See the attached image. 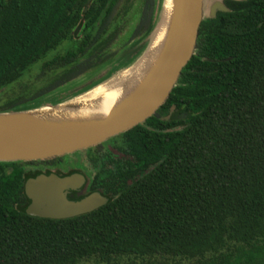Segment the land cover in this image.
I'll return each instance as SVG.
<instances>
[{
	"label": "trees",
	"instance_id": "obj_1",
	"mask_svg": "<svg viewBox=\"0 0 264 264\" xmlns=\"http://www.w3.org/2000/svg\"><path fill=\"white\" fill-rule=\"evenodd\" d=\"M120 1L0 0V92L39 71L0 112L71 99L133 63L155 0ZM223 3L156 114L98 145L104 152L84 150L91 171L81 168L76 198L97 191L104 205L29 216L26 180L68 155L0 162V264H264V0ZM107 67L68 98H47Z\"/></svg>",
	"mask_w": 264,
	"mask_h": 264
},
{
	"label": "water",
	"instance_id": "obj_2",
	"mask_svg": "<svg viewBox=\"0 0 264 264\" xmlns=\"http://www.w3.org/2000/svg\"><path fill=\"white\" fill-rule=\"evenodd\" d=\"M204 1L171 0L166 36L156 60L104 118L72 120L54 117L49 112L76 96L57 104L0 112V162L43 161L71 155L100 145L153 116L176 86L181 71L194 54L202 20L214 18L217 12L228 11L223 0H215L205 14ZM155 26L156 23L147 37L145 49L130 66L147 52ZM42 109L48 111L42 112ZM85 181L81 172L39 174L27 179L24 194L29 204L25 213L60 220L94 211L107 201L99 192L75 200L67 196L68 191L82 189Z\"/></svg>",
	"mask_w": 264,
	"mask_h": 264
},
{
	"label": "bare ground",
	"instance_id": "obj_3",
	"mask_svg": "<svg viewBox=\"0 0 264 264\" xmlns=\"http://www.w3.org/2000/svg\"><path fill=\"white\" fill-rule=\"evenodd\" d=\"M171 8V0H159L156 26L149 40L147 52L142 58L132 66L119 70L109 79L76 96L68 103L49 110L52 112V116L72 120L104 118L123 95L144 76L148 67L156 60L166 36ZM47 111V109H42V112Z\"/></svg>",
	"mask_w": 264,
	"mask_h": 264
},
{
	"label": "rangeland",
	"instance_id": "obj_4",
	"mask_svg": "<svg viewBox=\"0 0 264 264\" xmlns=\"http://www.w3.org/2000/svg\"><path fill=\"white\" fill-rule=\"evenodd\" d=\"M213 1H215V0H205V2H204L205 5H204V9H203L205 14H207L208 8L212 4ZM127 3H128V1H126V0H121L120 1V4H123V5L124 4L127 5ZM157 10H158V0H155V5H154V9H153V14L154 15L157 14ZM123 25L124 26H123L122 31H121L122 34H124L125 31H127L129 29L130 21H125V23ZM57 52H59V51L57 50ZM130 55H132V56L134 55V52L132 50H130ZM131 64L132 63H130V65ZM130 65H128V66H130ZM108 69H109V67H107V68H105V69H103V70H101V71H99L97 73H94V74L93 73H89V74L83 75L81 78L77 79L75 82H73L71 85H69V87H67L66 90H62V91L56 93V95H54V97L53 96H49L47 98H51L52 97V98L63 99L64 97L72 95L74 92H76V91L84 88L88 84L92 83L93 79L95 81V80H98L101 77H103L105 75V73L107 72L106 70H108ZM38 72H39L38 71V66H35L24 76V78H22L21 81L11 85L8 88L3 89L0 92V104L3 103V101H5V100H7L9 98L17 96L19 94L22 95L21 92L23 91V89L25 87H28L29 85H30L29 87H31V85L34 83L33 81L37 80L38 75H39ZM99 76H100V78H99ZM30 83H32V84H30ZM93 150L95 152H98V153L104 152V148H101V147L98 148L97 146H95V149H93ZM77 160H79V161L75 165V162ZM59 161H61V162L58 163V166L57 165H49L46 168L49 169V170H52V171L60 170L61 172H65L68 169H70L71 167L79 168V170H81V168H83V170H85L87 172H88V170L91 171V169H90L91 165L89 163V159L87 158V154L84 151H79L75 155L74 154L68 155L67 158H66V162H65L63 157ZM28 168L30 169V168H33V167H28ZM73 172H76V171H73ZM87 264H94V263H87Z\"/></svg>",
	"mask_w": 264,
	"mask_h": 264
},
{
	"label": "flooded vegetation",
	"instance_id": "obj_5",
	"mask_svg": "<svg viewBox=\"0 0 264 264\" xmlns=\"http://www.w3.org/2000/svg\"><path fill=\"white\" fill-rule=\"evenodd\" d=\"M156 114V112L154 113V115ZM173 115V112H172V110H170L169 111V113L167 114V115H165V117H163L164 119H167V118H170L171 116ZM98 146V145H97ZM109 149L110 150H112L113 152H114V149L112 148V147H109ZM84 150H87V149H84ZM84 150H81V151H84ZM79 152V151H78ZM85 152V151H84ZM77 161H79V160H77ZM49 169H45V171L44 172H42V173H40V174H48V173H55V174H57V175H67V174H70V173H72V172H70V169H68L67 171H65V172H61L60 170H54V171H52V170H49ZM76 172H80V170L78 169V168H76V170H75ZM39 175V174H38ZM84 175V177L86 178V176H85V174H83ZM86 182H87V178H86V181H85V184H86ZM80 191H81V189L80 190H78V191H76V190H71V191H68V193H67V196H68V198L69 199H77L76 197H77V195L78 194H80ZM25 195V194H24ZM26 197V196H25ZM27 199V198H26ZM29 204V200L27 199V204H26V206Z\"/></svg>",
	"mask_w": 264,
	"mask_h": 264
}]
</instances>
